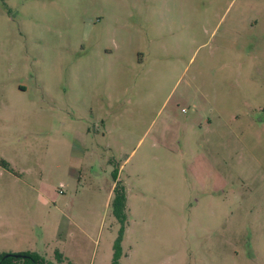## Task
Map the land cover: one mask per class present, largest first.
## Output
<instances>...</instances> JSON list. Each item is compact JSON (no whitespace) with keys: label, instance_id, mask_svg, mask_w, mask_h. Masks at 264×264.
I'll list each match as a JSON object with an SVG mask.
<instances>
[{"label":"rangeland","instance_id":"rangeland-1","mask_svg":"<svg viewBox=\"0 0 264 264\" xmlns=\"http://www.w3.org/2000/svg\"><path fill=\"white\" fill-rule=\"evenodd\" d=\"M0 252L264 264V0H0Z\"/></svg>","mask_w":264,"mask_h":264},{"label":"trees","instance_id":"trees-1","mask_svg":"<svg viewBox=\"0 0 264 264\" xmlns=\"http://www.w3.org/2000/svg\"><path fill=\"white\" fill-rule=\"evenodd\" d=\"M0 165L6 166L4 160L0 158ZM112 188L109 199V206L113 216L119 221L120 226L117 235L112 243V256L109 264H118L120 256L119 245L124 232V224L126 221L125 208V186L116 179V172H111ZM63 260L62 255L54 251L53 258L47 259L43 255L34 251H18L11 253L0 252V264H56Z\"/></svg>","mask_w":264,"mask_h":264},{"label":"crops","instance_id":"crops-1","mask_svg":"<svg viewBox=\"0 0 264 264\" xmlns=\"http://www.w3.org/2000/svg\"><path fill=\"white\" fill-rule=\"evenodd\" d=\"M9 252H18V250H15V249H9Z\"/></svg>","mask_w":264,"mask_h":264}]
</instances>
